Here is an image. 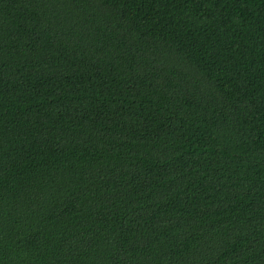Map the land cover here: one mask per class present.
Masks as SVG:
<instances>
[{
    "label": "trees",
    "instance_id": "1",
    "mask_svg": "<svg viewBox=\"0 0 264 264\" xmlns=\"http://www.w3.org/2000/svg\"><path fill=\"white\" fill-rule=\"evenodd\" d=\"M0 264H264V0H0Z\"/></svg>",
    "mask_w": 264,
    "mask_h": 264
}]
</instances>
